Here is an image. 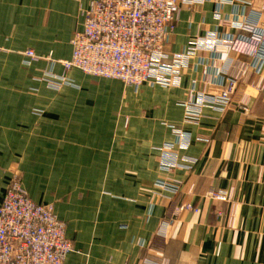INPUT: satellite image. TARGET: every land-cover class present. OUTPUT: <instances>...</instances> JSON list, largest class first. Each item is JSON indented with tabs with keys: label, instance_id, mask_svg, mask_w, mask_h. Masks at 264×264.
I'll use <instances>...</instances> for the list:
<instances>
[{
	"label": "crops",
	"instance_id": "1",
	"mask_svg": "<svg viewBox=\"0 0 264 264\" xmlns=\"http://www.w3.org/2000/svg\"><path fill=\"white\" fill-rule=\"evenodd\" d=\"M92 1L0 0V202L18 171L65 225L64 264H264V57L226 46L242 25L264 28L262 0H178L137 90L64 70ZM229 77L228 105L185 118L190 96ZM184 203L197 211L174 214Z\"/></svg>",
	"mask_w": 264,
	"mask_h": 264
},
{
	"label": "built area",
	"instance_id": "2",
	"mask_svg": "<svg viewBox=\"0 0 264 264\" xmlns=\"http://www.w3.org/2000/svg\"><path fill=\"white\" fill-rule=\"evenodd\" d=\"M254 1L248 2L252 4ZM261 10L264 11V0ZM178 11V0L90 2L84 10L82 30L71 38V57L64 62V70L75 68L90 76L120 80L134 87L148 82L154 58L161 54L172 34ZM241 31L247 36H238L226 42V46L236 53L263 60L264 28L245 24ZM28 54L34 58L32 51ZM237 80L227 78L224 88L216 95H207L203 91L200 104L190 96L185 102V118L197 120L201 105L206 103L228 105ZM160 184L172 196L180 192L176 184ZM208 197L220 199L221 194L211 191ZM231 197L230 191L224 199L231 200ZM181 209L197 211L190 203H184L175 206L173 213ZM170 223L171 220H165L163 225ZM71 250L65 225L55 215L52 206L34 202L19 182L13 180L0 202V264H64ZM160 264L168 262L163 260Z\"/></svg>",
	"mask_w": 264,
	"mask_h": 264
},
{
	"label": "rangeland",
	"instance_id": "3",
	"mask_svg": "<svg viewBox=\"0 0 264 264\" xmlns=\"http://www.w3.org/2000/svg\"><path fill=\"white\" fill-rule=\"evenodd\" d=\"M29 52V51H28ZM28 52H27V55H29L28 54ZM31 57V56H30ZM34 58H36V56H35V54H34ZM106 79V78H105ZM238 79V78H237ZM115 80V79H114ZM117 81H119V82H121L126 88H132L133 90H137L138 88H140L142 85H140V86H138V87H134V86H129V85H127V84H125L124 82H122V81H120V80H117ZM146 83V82H145ZM237 83H238V80H237ZM236 86H237V84H236ZM50 87L52 88V89H54L55 91H59V89H60V87H61V85H59V84H54V85H50ZM16 170V169H15ZM13 180H15L16 182L18 181L19 182V184H20V186H21V174L18 172V171H16L15 172V174L13 175V177H12V179L10 180V182L8 183V186H9V184L13 181ZM7 186V187H8ZM21 188H22V190L24 191V189H23V187L21 186ZM7 189V188H6ZM25 192V191H24Z\"/></svg>",
	"mask_w": 264,
	"mask_h": 264
}]
</instances>
